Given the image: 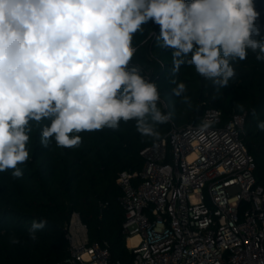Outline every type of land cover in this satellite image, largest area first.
<instances>
[{
    "label": "clouds",
    "instance_id": "1",
    "mask_svg": "<svg viewBox=\"0 0 264 264\" xmlns=\"http://www.w3.org/2000/svg\"><path fill=\"white\" fill-rule=\"evenodd\" d=\"M259 16L254 0H0V173L23 175L18 165L29 160L32 124L43 120L50 122L40 133L44 147L54 140L77 148L80 133L118 130L132 120L141 135L158 139L155 125L172 113L158 106L157 84L130 63L134 34L154 22L159 46L173 49L174 75L187 64L226 87L249 50L264 61ZM172 83L189 104L186 85ZM212 124L201 122V139ZM257 128L264 131V121ZM46 224L33 220L30 239Z\"/></svg>",
    "mask_w": 264,
    "mask_h": 264
},
{
    "label": "trees",
    "instance_id": "2",
    "mask_svg": "<svg viewBox=\"0 0 264 264\" xmlns=\"http://www.w3.org/2000/svg\"><path fill=\"white\" fill-rule=\"evenodd\" d=\"M254 5L264 35V0H254ZM142 27V34H134L136 52L130 63L140 65L149 81L157 84L161 110L171 112L170 120L178 126L200 123L210 108L222 111L223 124L236 113H246L243 138L255 158L257 181L262 183L264 131L257 124L264 121V61H257L249 50L245 60L234 63L235 78L226 87H217L187 64L174 75L173 49L160 47L157 40L160 26L149 21ZM173 79L186 85L189 104L173 92L177 86ZM49 123L32 124L29 160L18 165L23 175L14 178L12 170L0 173V264H64L69 257L66 227L75 212L86 224L90 241L108 242L113 260L130 262L133 256L122 227L125 210L118 178L122 172L142 169L141 152L160 141L171 123L155 125L157 139L141 135L135 120L121 122L118 130L80 133L81 145L71 149L57 147L54 140L48 147L40 143L41 130ZM33 220L47 221L35 241L28 233ZM13 237L20 242L11 243Z\"/></svg>",
    "mask_w": 264,
    "mask_h": 264
},
{
    "label": "built area",
    "instance_id": "3",
    "mask_svg": "<svg viewBox=\"0 0 264 264\" xmlns=\"http://www.w3.org/2000/svg\"><path fill=\"white\" fill-rule=\"evenodd\" d=\"M205 119L213 124L201 139ZM169 122L141 152L142 169L118 178L132 260L115 261L108 242L90 241L75 212L64 264H264V181L243 138L246 113L223 124L222 111L210 108L200 123Z\"/></svg>",
    "mask_w": 264,
    "mask_h": 264
},
{
    "label": "bare ground",
    "instance_id": "4",
    "mask_svg": "<svg viewBox=\"0 0 264 264\" xmlns=\"http://www.w3.org/2000/svg\"><path fill=\"white\" fill-rule=\"evenodd\" d=\"M138 239H139L138 237H131L130 241H129L130 245H133V244L137 243Z\"/></svg>",
    "mask_w": 264,
    "mask_h": 264
}]
</instances>
